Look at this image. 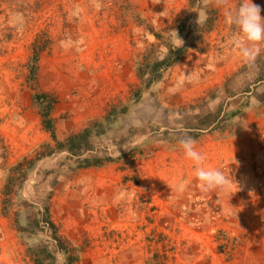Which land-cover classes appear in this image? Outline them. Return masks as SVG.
Instances as JSON below:
<instances>
[{
  "label": "rangeland",
  "instance_id": "374dc122",
  "mask_svg": "<svg viewBox=\"0 0 264 264\" xmlns=\"http://www.w3.org/2000/svg\"><path fill=\"white\" fill-rule=\"evenodd\" d=\"M240 3L0 0V202L9 167L51 140L45 120L63 141L116 110L94 139L113 163L76 169L57 153L18 183L10 216L0 203V264H35L31 251L48 245L25 205L48 193L79 264H264V43L252 60L235 46L226 11ZM182 45L145 87L138 75ZM209 113L229 119L195 147L227 184L205 191L171 140Z\"/></svg>",
  "mask_w": 264,
  "mask_h": 264
},
{
  "label": "trees",
  "instance_id": "16d2710c",
  "mask_svg": "<svg viewBox=\"0 0 264 264\" xmlns=\"http://www.w3.org/2000/svg\"><path fill=\"white\" fill-rule=\"evenodd\" d=\"M182 30V27H180ZM41 48L35 49V56L39 55ZM187 53V47L185 45L174 47L169 46L166 56L162 60L154 62L149 71V78L143 79V75L139 74L140 80L145 87L150 86L155 81L161 79L162 71L168 67H171L181 61ZM37 61V60H35ZM141 70V67L138 68ZM203 103L206 101H202ZM206 104V103H205ZM204 105V104H203ZM200 105L192 106L193 109H198ZM116 110L113 109L104 118V121H92L80 132H73L67 136L63 141L59 140L56 135V130L53 124H50V120H45L46 129L51 134V140L44 143L35 152L32 157H24L15 166L9 167L6 182L2 189L1 195V210L2 214L6 217L10 216L14 208V198L16 195V188L19 187L18 183L23 182L27 178L28 170L34 166V164L44 158L56 156L57 153L66 152L68 158L74 163L76 169H85L90 167H103L110 163H113L116 158L111 155L109 150L102 147L94 139L102 136L107 129L109 123L112 122V116L116 115ZM233 116V115H231ZM229 119L226 113L223 116L207 114L198 119V123L194 126H187L192 129L187 132H175L171 140V147H180L179 141L184 137H191L195 141L199 140L206 133L220 130L224 123ZM54 173L50 171L49 174ZM45 198L44 200H42ZM51 195L48 193L38 200L36 204H30L24 202L25 205L37 209V217L34 220V227L45 232L49 236L48 245L32 250L33 260L35 264H56V255L62 254L64 258V264H79L81 259L80 250L73 245L67 238H65L59 227L52 219L51 214ZM17 229L20 232H25L26 228L19 226Z\"/></svg>",
  "mask_w": 264,
  "mask_h": 264
},
{
  "label": "clouds",
  "instance_id": "9594fccd",
  "mask_svg": "<svg viewBox=\"0 0 264 264\" xmlns=\"http://www.w3.org/2000/svg\"><path fill=\"white\" fill-rule=\"evenodd\" d=\"M261 8L252 0H241L238 8L228 9L226 16L230 25L237 30L235 46L245 60H252L264 43V17ZM184 156L193 162L196 169V179L200 181L202 190L212 191L222 189L227 184V178L220 169H209L203 166L205 156L196 150V141L191 137H184L179 141ZM185 185L180 183L178 190L183 191Z\"/></svg>",
  "mask_w": 264,
  "mask_h": 264
}]
</instances>
